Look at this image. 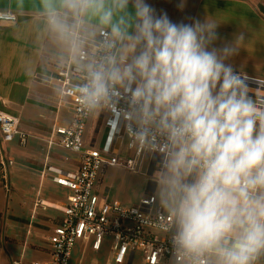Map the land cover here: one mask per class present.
<instances>
[{
    "label": "clouds",
    "instance_id": "9594fccd",
    "mask_svg": "<svg viewBox=\"0 0 264 264\" xmlns=\"http://www.w3.org/2000/svg\"><path fill=\"white\" fill-rule=\"evenodd\" d=\"M40 16L84 115L124 98L131 146L161 155L174 264H264V105L225 63L243 34L210 49L218 23L176 24L146 0H40Z\"/></svg>",
    "mask_w": 264,
    "mask_h": 264
},
{
    "label": "crops",
    "instance_id": "0c3cea01",
    "mask_svg": "<svg viewBox=\"0 0 264 264\" xmlns=\"http://www.w3.org/2000/svg\"><path fill=\"white\" fill-rule=\"evenodd\" d=\"M146 3L157 16L166 14L176 24L203 22L208 17L214 20L219 24L218 38L210 49L232 45L242 33L244 43L225 63L264 81V0ZM129 10L134 11L131 4ZM0 11L16 15L14 21L0 20V110L17 116L21 129L30 134L25 142H6L0 133V264H34L50 258L49 238L63 221L62 208L70 193L53 176L59 171L74 172L80 161L78 153L49 142L57 139L54 127L72 119L67 104L57 105L59 99L67 98L56 80L59 72H69L72 67L61 61V50L44 31L40 0H0ZM72 80L77 82L75 77ZM106 118L105 111L90 116L84 134L87 146L103 144ZM155 173L143 175L105 163L94 191L102 201L107 198L134 205L146 193L156 196ZM114 253L111 239H105L100 250L79 240L69 264H115ZM126 264L145 263L142 254L135 252ZM160 264H174V260Z\"/></svg>",
    "mask_w": 264,
    "mask_h": 264
},
{
    "label": "built area",
    "instance_id": "2783aa9c",
    "mask_svg": "<svg viewBox=\"0 0 264 264\" xmlns=\"http://www.w3.org/2000/svg\"><path fill=\"white\" fill-rule=\"evenodd\" d=\"M0 20L14 21L16 15L0 11ZM234 72L244 78L249 88L248 95L264 105V81L237 70ZM72 77L78 79V74L71 68L69 72H59L56 79L62 95L67 98L59 99L57 105L67 104L71 108L72 119L67 124L56 125L53 133L57 139L49 142L78 153L79 166L74 172L59 171L53 176L54 181L66 186L70 193L62 208L63 221L49 238L50 258L34 264H69L77 241H87L93 250H100L105 239L112 241L115 264H126L135 252L142 254L145 264H160L173 259L172 233L160 232L156 228L158 222L165 220V214L154 194L146 193L138 203L128 206L118 200L104 198L102 201L94 191L103 164L118 165L131 172L148 175L159 170L161 155L131 146L130 125L122 115L127 107L124 98H119L111 110L105 111L107 134L103 144L87 146L84 134L90 116H85L80 110L72 91V85L76 83ZM0 133L6 142L14 139L25 142L30 135L21 129L17 116L2 110Z\"/></svg>",
    "mask_w": 264,
    "mask_h": 264
}]
</instances>
